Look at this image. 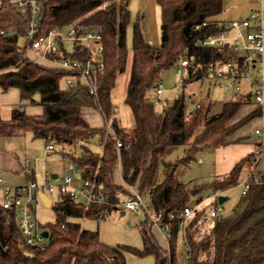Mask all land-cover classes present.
Instances as JSON below:
<instances>
[{
	"label": "trees",
	"instance_id": "trees-1",
	"mask_svg": "<svg viewBox=\"0 0 264 264\" xmlns=\"http://www.w3.org/2000/svg\"><path fill=\"white\" fill-rule=\"evenodd\" d=\"M154 1L160 9L159 45L152 46L144 39L138 20L132 26L131 67L124 96L132 124L126 128L120 127L110 91L126 68L128 0H40L42 28H93L101 32L104 69L97 75L93 96L83 88L67 87L65 79L70 73L26 57L25 15L9 0L0 1V88H16L21 102L42 108L35 116L24 112V104L12 108L8 119L0 117V137L29 133L47 145L53 144L62 161H71L80 178L99 185V192L107 197L105 202L81 204L68 196H56L51 206L56 220L38 225L48 233L42 249L25 245L13 213L0 205V264H127V255L152 256L153 264H264V187L253 181L237 208L224 216L220 213L212 225L203 219L206 207H199L182 232L177 230L180 210L199 203L203 192L223 194L236 186L240 171L252 156L241 159L225 175L201 184L179 182L176 168L196 161L199 152L227 145L228 137L255 113L228 126L244 102L238 93L218 114L210 115V103L195 101L185 92L188 84L200 79L207 64L223 58L216 49L197 46L203 36L215 33V28L194 30L196 24L214 20L221 12V0ZM185 57L202 69L196 74L190 71L177 96L156 110L149 93L155 91L161 74ZM72 58L81 60L83 56L75 54ZM84 109L97 112L104 125L91 127L84 119ZM92 140L102 146L101 152L80 144ZM174 148H182L183 156L173 162L164 159ZM76 151L79 154L75 155ZM118 164L125 186L113 182ZM19 171L34 180L31 171ZM130 187L141 192L149 189L151 208L162 212L165 222L173 214L167 252L157 245L145 220L139 223L141 249L104 244L96 231L69 221L104 219L117 211L114 204L129 194ZM183 248L185 257L181 255Z\"/></svg>",
	"mask_w": 264,
	"mask_h": 264
},
{
	"label": "built area",
	"instance_id": "built-area-1",
	"mask_svg": "<svg viewBox=\"0 0 264 264\" xmlns=\"http://www.w3.org/2000/svg\"><path fill=\"white\" fill-rule=\"evenodd\" d=\"M16 9L22 11L26 18L27 27L23 36L26 57L37 64L53 67L71 76L65 79V85L71 89H85L91 96L95 95L97 88V75L104 69L102 34L99 30L88 28H52L46 30L40 26L39 3L40 0H12ZM206 27H213L216 32L208 33L197 42L202 48H213L223 53V58L209 63L197 82L212 84L231 93H238L244 81H253L252 92L257 103L263 102L262 78L264 35L259 13L251 12L246 17L220 22L216 20L204 21L194 26L195 31ZM1 34H5L1 31ZM75 54L83 56L81 60L72 58ZM179 76L180 90L183 79L188 73L196 74L200 65H193L188 58L179 59L175 65ZM162 83L158 81L155 93L161 95ZM258 136L262 130H256ZM116 147H120L117 142ZM46 149L52 150L49 144ZM257 157L251 158L248 163L246 177L237 180L242 187L241 196L247 195L250 182H255L264 187V175L254 171ZM27 162V161H26ZM31 170L28 168L26 172ZM78 175V177L76 176ZM100 186H94L88 180L80 178L79 172L71 161L64 163V170L60 177L53 178L51 173L44 175L42 183L36 180H26L18 186H9L4 183L0 174V205L3 209L11 211L17 227L28 247L43 248L46 243L43 237V229L37 222V203L41 202L38 193L51 196H68L74 203L89 204L93 202H105L107 197L99 192ZM129 194L121 197L114 204L118 212H130L135 216H143L151 229V234L157 232L168 251V243L171 239L170 222L174 218L169 214L167 221L163 220L162 212L155 213L151 208V191H138L135 187L128 188ZM218 196L214 194L210 198L214 202L207 208L203 219L206 224L212 225L221 212V206L217 203ZM55 199V198H54ZM200 207V202L195 205L185 206L177 214L176 227L182 232L195 209ZM154 231V232H153ZM160 247V246H159ZM167 257L168 254H166ZM181 255L186 256V248Z\"/></svg>",
	"mask_w": 264,
	"mask_h": 264
},
{
	"label": "crops",
	"instance_id": "crops-1",
	"mask_svg": "<svg viewBox=\"0 0 264 264\" xmlns=\"http://www.w3.org/2000/svg\"><path fill=\"white\" fill-rule=\"evenodd\" d=\"M9 1H12V0H9ZM140 2H142V4H144V6L148 9V13H147L148 17H150L151 14H153V16L156 17V9H158L159 7L157 6L154 0H140ZM129 5H130V0H128V10H129ZM221 7H222L221 12L214 17V20L220 21V22L239 20V19L246 17L248 14H250L253 11L258 12L259 18L261 19L262 31L264 35V0H221ZM143 15L144 13L141 14V17H143ZM130 17H131V14H130ZM159 19H157L156 17V21H158ZM142 33L145 38V36L147 35H146V32L144 31V28H143ZM131 58H132V51L130 52V55L127 58L126 68H125L124 73L118 76L115 87L110 91V101L112 105L115 108L118 106V108H116V111H117V118L119 120V124L121 128L127 127L125 123L126 106L124 105V96H125V91H126V87H127V83H128L129 75H130ZM262 66H263V73L261 75V78H262V89H263V102L257 103L255 101L254 94L252 92V86L254 84L253 81L251 80L244 81L241 84V89L238 91V95L243 97L244 102L238 107L235 114L227 122V125L228 126L233 125L250 114L255 113L254 116L249 121H247L245 124L237 128L228 137L227 145L218 147L214 150L202 151L197 154L198 159L201 158V162L203 161V157H205L206 162L211 166V169H210L211 171H209V175H208L209 177L208 182L215 176L225 175L232 169V167L237 162H239L244 157H247L250 155L252 156V158L257 157V161L254 165V171H256L259 174L264 175V52H263ZM206 85H207L206 98H205L206 103H210L212 106L210 110V115L218 114L222 110L223 105L231 101L235 94L225 91L224 89L216 87L212 84H206ZM149 97L152 99V94L151 96L149 95ZM169 102L171 101L166 100V102H160V105L162 107L163 103H169ZM21 104H24L23 110L27 115L35 116V115H40L42 113V108L40 106L30 105L28 104V102H25V101L21 102L19 99L18 89L9 88L8 90L3 91L0 88V110L3 107H9V112H11L12 108L18 107ZM83 113H84L83 116H84L85 121L91 127L100 128L104 125V119L94 110L84 109ZM256 130H262L263 134L258 136L257 134H255ZM107 132L110 135L112 134V131L109 129H107ZM26 136H27L26 134L15 135V137H19V138H26ZM9 138H14V136L9 137ZM1 140L2 139L0 137V149H2L1 146L3 145V142ZM80 144L89 147L94 152H101L102 150V146L99 145L96 140H92L91 142H81ZM46 146L47 144L44 143V153H43L42 158H48L51 154H53V157L51 156L50 160L44 167L45 168L44 175L46 173H51L55 177H60L61 174L63 173L64 163L66 161H62L61 158L58 156V154L52 152L53 149L48 150L46 149ZM77 154H79V151H76L75 155ZM26 161L28 160H25V163ZM247 165L248 163L240 171V174L238 176V181L245 179L246 173H247V167H246ZM21 168L24 169V171H26V169L29 168L35 180V178L37 177L36 164L31 165V166L30 165L27 166L26 164L24 165L18 164V166H16L15 168H11L9 170L11 173H8V174L0 173L4 179V183L6 185L14 187V186L21 185L26 180H28L27 175L19 171ZM115 169L116 170L114 171V173L115 174L118 173V177H120V179L118 177L115 178V174H114L113 182L118 185L121 180L120 164H118ZM58 171H60L61 173L60 175ZM38 203H41V202H38ZM41 205L43 204L41 203ZM69 221L76 222L79 224L80 220L79 219H69ZM37 222H38V225H42L38 221V219H37ZM86 230L94 231L92 229H86ZM96 232L98 233L99 240L102 243L110 245V246H115L113 245L111 241H108L104 239L103 237H101V234H99V227H97ZM153 234H154L153 236L157 244L162 247L165 246L160 235L157 234L156 232H154ZM122 245H125V244H122ZM127 245L141 249L142 242H140L139 245L136 244L135 246H133L132 244H127ZM147 257H151L153 259L152 256H147ZM136 258L138 257L127 255L126 263L136 264V261H140L142 263L145 257L139 258L138 260ZM127 259L130 260V262L127 261ZM153 262H154V259H153Z\"/></svg>",
	"mask_w": 264,
	"mask_h": 264
},
{
	"label": "rangeland",
	"instance_id": "rangeland-1",
	"mask_svg": "<svg viewBox=\"0 0 264 264\" xmlns=\"http://www.w3.org/2000/svg\"><path fill=\"white\" fill-rule=\"evenodd\" d=\"M129 10L131 17H130V24L126 31L127 58L130 55L131 46H132V26L137 20L139 26H141L140 27L141 31H143L144 28V31L146 32L147 36H145L144 39H146L147 42L152 46H158L160 43V30H159L160 9L159 8L156 9V17L157 19H159L158 21H156V17H154L153 14H151L150 17H148L147 15L148 9L144 6V4H142V2H140V0H130ZM142 13H144L143 17H141ZM178 81H179V76L175 66L169 68L168 70L164 71L161 74L160 82L162 83V87H163L162 94L158 96L153 91L149 93L150 96L152 94V99L151 98L150 99L153 101L156 110H160L161 108L160 102H166V100L172 101L177 96L179 92ZM206 84L207 83H203V82H193L185 87V92L190 94V96L193 97L195 101L204 100L206 103V99H205L206 87H207ZM116 108H118V106ZM0 111H1L0 117L2 119L9 118L10 115L9 107H3ZM125 123L127 127L131 126L132 124L131 114L127 108L125 111ZM26 135H27L26 138H19L15 136L14 138H9V137L1 138L3 145L1 146L2 149H0V173H5V174L11 173L9 170L11 168H15L16 166H18V164L21 165L26 164L27 166L36 164L37 177L35 178V180L37 183H42L44 178V170H45L44 167L50 160L51 156L53 157V154H51L48 158H42L44 153L43 141L41 139L32 138L31 134L29 133H26ZM52 152L58 154L55 148H53ZM181 156H183L182 148H174L171 152H169V154L166 155L164 159L173 162L174 160L180 158ZM196 158L197 160L190 163V165L188 166L180 165L176 168L175 176L179 182H191L197 184L208 182V178H209L208 175H209V171H211L210 170L211 166L206 162L205 157H203L202 162H201V158L198 159L197 156ZM25 160L28 161L25 163ZM58 172L60 175L61 174L60 171ZM114 174L115 173L113 172V179H114ZM160 176L161 175H159V177ZM117 177H118V173L115 174V178ZM118 178L120 179V177ZM119 184L124 185L122 180H120ZM241 190H242L241 185L237 184L236 186L228 189L226 192L221 194L228 198L227 201H225L220 205L221 215L223 216L227 215L232 210L237 208L236 206L238 205L239 200L241 198ZM213 193H214L213 191L210 193L209 192L201 193V201H200L201 208L206 207L207 209L208 207L213 205L214 202H211L210 199L212 198L211 196L215 194ZM51 198H53V201H55L57 197H55L54 199V196H51ZM36 207H37L36 216L41 224H45L47 222L52 223L56 220V215L51 208H45L43 205H41V203H37ZM79 220H80L79 224L83 229H92L96 231L97 227H99V234H101V237H103L108 241H111L113 245L132 244L133 246H135L136 244L139 245L141 242V237L139 233V223L140 221L144 220L143 216H135L130 212H125L124 215H121L120 212L115 211L109 213L104 219H100V220L79 219ZM153 235L154 234L152 233V236ZM180 249L181 246L178 247V252ZM136 259L138 260L139 258ZM127 261L130 262V260L128 259ZM142 263L153 264L154 262L151 257H145ZM142 263L140 261H136V264H142Z\"/></svg>",
	"mask_w": 264,
	"mask_h": 264
},
{
	"label": "water",
	"instance_id": "water-1",
	"mask_svg": "<svg viewBox=\"0 0 264 264\" xmlns=\"http://www.w3.org/2000/svg\"><path fill=\"white\" fill-rule=\"evenodd\" d=\"M33 98H34V100H37L38 99V96L37 95H34ZM76 176L78 177V175H76ZM53 178H56V177L53 175ZM38 196H39V199H40L41 203L43 204V206L46 207V208H50V206L52 204L51 199L47 195H45L43 193H38ZM227 199L228 198L225 197V196H223V195L218 196L217 203L219 205H221L222 203H224L225 201H227ZM121 215H124V213L122 212ZM42 234H43V237H45V238L48 237L47 231H43ZM26 256L28 257L29 255H26Z\"/></svg>",
	"mask_w": 264,
	"mask_h": 264
}]
</instances>
